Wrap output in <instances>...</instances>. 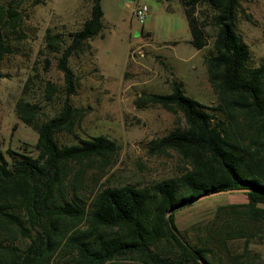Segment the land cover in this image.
<instances>
[{"label":"trees","instance_id":"1","mask_svg":"<svg viewBox=\"0 0 264 264\" xmlns=\"http://www.w3.org/2000/svg\"><path fill=\"white\" fill-rule=\"evenodd\" d=\"M21 2L0 4V63L10 52L1 29L18 27ZM179 2L189 43L196 49L208 40L196 7L202 4L211 11L208 24L214 32L202 61L217 102L205 105L187 96L175 79L169 92H141L134 102L139 108L158 105L183 118L182 125L147 145L150 155L174 151L184 162L182 169L149 185L97 187L117 151L116 142L101 134L70 144L57 142L56 134L71 132L84 113L69 101L77 78L68 59L102 26L100 0H91L88 18L69 33L70 41L56 59L64 81L57 114L37 122L38 105L23 99L24 89L15 102L16 116L37 136L33 153L0 148V264H115L128 256L142 264H222L218 253L229 240L244 235L220 229L222 234H208L201 244H192L174 215L200 195L229 188L245 189L246 201L217 210L229 208L264 221V207L259 206L264 204V64H249L248 46L235 29L238 0ZM44 37L52 50L60 35L47 31ZM55 91L46 82L45 97L50 99Z\"/></svg>","mask_w":264,"mask_h":264},{"label":"rangeland","instance_id":"2","mask_svg":"<svg viewBox=\"0 0 264 264\" xmlns=\"http://www.w3.org/2000/svg\"><path fill=\"white\" fill-rule=\"evenodd\" d=\"M5 1L0 0V4ZM29 3L22 0V17L16 29H1L10 52L0 63V148L25 153H33L37 134L16 116L15 102L24 89L23 99L38 105L37 122L57 114L64 97V81L56 59L70 41L69 33L81 27L91 7V0ZM136 4L148 8L142 23L132 14ZM100 6L99 32L68 59L77 78L69 101L84 113L71 132H59L56 139L59 144H70L79 138L105 135L118 148L101 172L97 187L149 185L177 174L184 166L174 151L162 155L147 152L150 139L182 125L183 118L158 105L139 108L134 101L141 92H169L170 81L175 79L187 96L205 105L217 102L202 61L214 32L208 24L211 11L202 4L196 7L198 19L206 24L208 39L203 48L196 49L189 43V27L179 0H100ZM235 29L248 46L250 66L264 64V0H238ZM47 31L60 35L52 50L45 45ZM46 82L56 87L50 99L45 97ZM92 165L94 171L96 163ZM245 201L243 192L202 198L175 212L176 226L196 245L208 234L215 237L220 229H237L244 236L225 244L218 253L221 263L264 264V221L233 214L229 208L217 210ZM115 264L142 263L128 256Z\"/></svg>","mask_w":264,"mask_h":264},{"label":"water","instance_id":"3","mask_svg":"<svg viewBox=\"0 0 264 264\" xmlns=\"http://www.w3.org/2000/svg\"><path fill=\"white\" fill-rule=\"evenodd\" d=\"M245 189L243 188H229V189H223V190H217V191H214V192H210V193H207V194H204V195H200L196 198L193 199V201H198L202 198H205V197H208V196H211V195H214V194H219V193H224V192H244ZM176 208V206H173L172 208H170L168 210V213H170L172 210H174Z\"/></svg>","mask_w":264,"mask_h":264},{"label":"built area","instance_id":"4","mask_svg":"<svg viewBox=\"0 0 264 264\" xmlns=\"http://www.w3.org/2000/svg\"><path fill=\"white\" fill-rule=\"evenodd\" d=\"M148 11V8L146 5L141 4L138 5L136 4L133 8H132V14L135 16V18L138 20V22L142 23L146 12Z\"/></svg>","mask_w":264,"mask_h":264}]
</instances>
